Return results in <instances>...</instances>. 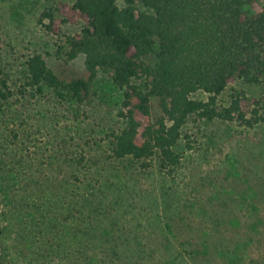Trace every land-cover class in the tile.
<instances>
[{
    "label": "trees",
    "instance_id": "1",
    "mask_svg": "<svg viewBox=\"0 0 264 264\" xmlns=\"http://www.w3.org/2000/svg\"><path fill=\"white\" fill-rule=\"evenodd\" d=\"M39 21L59 42L65 61L83 58L87 76L60 80L33 54L24 64L22 92L35 96L48 89L60 100L80 103L96 75L105 73L121 91L116 113L121 128L105 135L111 163L101 171L108 178L88 185L83 205L91 213L68 226L58 220L62 209L53 216L41 212L26 244L32 248L49 239L54 248L49 256L59 264H175L181 253L192 264H259L230 234L243 229L264 243V165L256 164L264 157L261 144L247 170L236 162L224 177L203 179L175 195L166 218L151 206L138 209L144 217L131 220L124 215L134 211L118 214L112 201L130 190L125 181L131 171L155 166L174 184L179 141L190 118L236 122L248 130L264 123V96L235 90L226 106L217 104L237 81L264 83V0H54ZM77 24V33L63 35V26ZM197 92L206 100L192 99ZM118 223L121 230L115 231Z\"/></svg>",
    "mask_w": 264,
    "mask_h": 264
},
{
    "label": "rangeland",
    "instance_id": "2",
    "mask_svg": "<svg viewBox=\"0 0 264 264\" xmlns=\"http://www.w3.org/2000/svg\"><path fill=\"white\" fill-rule=\"evenodd\" d=\"M53 1L0 0V92L5 97L0 96V264H59L57 257L49 256L54 249L49 239L38 240L40 246L31 248L26 244L27 236L32 232L33 237L41 212L53 216L62 209L58 220L68 226L76 224L75 219L81 215L91 213L83 205L90 193L88 185L108 178L101 171L111 163L105 135L121 128L116 118L121 91L105 73L96 75L88 96L80 103L60 100L48 89L35 96L30 91L22 92L24 64L33 54H40L60 80L87 76L83 58L65 61L58 53L59 42L39 21L42 10ZM79 27L63 26L62 33L75 34ZM235 90L258 99L264 96V83L246 85L237 81L218 97L217 104L226 106ZM191 98L205 101L206 94L197 92ZM152 113L159 114L155 101ZM260 142L264 143V123L248 130L236 122L192 117L179 141L181 160L174 184L163 178L155 166L143 172L131 171L125 181L130 190L117 193L112 208L121 215L133 210V214L124 215L132 220L144 217L138 209L154 206L166 218L175 195L184 194L191 184L217 174L222 178L236 162L247 170V161L258 152L255 148L258 144L264 146ZM256 164L264 165V157ZM260 176L264 178V172ZM41 201L46 203L40 205ZM112 220L116 223V219ZM52 221L48 222L49 231ZM194 221L206 224L199 218ZM57 222L54 226H59ZM118 229L121 230L119 223L115 231ZM231 232V239L246 244L243 251L248 259L264 263V243L257 241L261 236L236 228ZM234 232L237 239L233 238ZM178 255L181 257L175 264H192L184 254Z\"/></svg>",
    "mask_w": 264,
    "mask_h": 264
}]
</instances>
